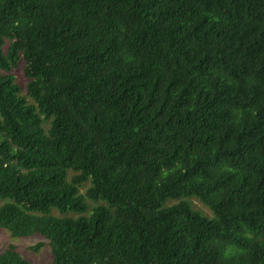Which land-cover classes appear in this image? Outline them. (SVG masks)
Listing matches in <instances>:
<instances>
[{"label":"trees","instance_id":"trees-1","mask_svg":"<svg viewBox=\"0 0 264 264\" xmlns=\"http://www.w3.org/2000/svg\"><path fill=\"white\" fill-rule=\"evenodd\" d=\"M0 226L51 264H264V0H0Z\"/></svg>","mask_w":264,"mask_h":264},{"label":"rangeland","instance_id":"rangeland-1","mask_svg":"<svg viewBox=\"0 0 264 264\" xmlns=\"http://www.w3.org/2000/svg\"><path fill=\"white\" fill-rule=\"evenodd\" d=\"M16 72L18 80L23 85L24 92H26L25 85L27 78L24 76L23 64L16 69ZM87 187L88 184H86L82 190L85 191ZM192 201L197 208L203 210L205 213H212L209 207L204 205L199 199L192 198ZM174 202L175 201H171V203ZM38 244L42 245L40 249L36 250L35 247ZM10 245L15 246L25 259L35 264H51L53 261V253L49 240L40 233L16 237L13 236L7 228L0 226V253L5 251Z\"/></svg>","mask_w":264,"mask_h":264}]
</instances>
